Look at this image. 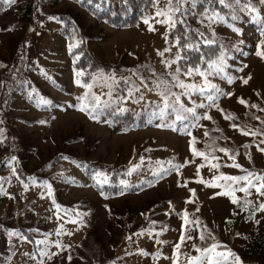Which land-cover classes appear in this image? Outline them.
<instances>
[{"label": "rangeland", "instance_id": "1", "mask_svg": "<svg viewBox=\"0 0 264 264\" xmlns=\"http://www.w3.org/2000/svg\"><path fill=\"white\" fill-rule=\"evenodd\" d=\"M251 1L260 7V13L256 15L247 7L236 6L239 11L234 13L232 24L242 21V13L248 18L246 11H251L250 15L262 23L264 32V0ZM165 7L166 0H159L146 18L148 24L142 19L136 26L124 28L97 20L70 0L41 7V12L32 20L22 19L15 5L0 15V58L10 61L19 53L24 41L28 60L27 75L12 95L7 110L6 121L13 133L8 126L0 124V264H130L137 263L136 252L144 246L157 250L158 264H173L175 250L181 236H185L183 228L192 218L209 228H206V236L215 232L221 239L228 240L231 249L223 256L216 255L217 260L227 259L230 252L243 262L264 264V210L251 214L230 196L220 193V184L228 185V182H207L205 177L211 170H203L201 175L198 161H188L192 155L189 135L161 125L116 132L79 108L78 97H85L86 101L87 96L94 93L103 95L104 102L116 97V82L129 81L131 87L129 98L117 101L121 108L143 107L162 100L154 88L155 73L166 76L177 67V47L167 39L166 17L156 15L158 9ZM55 12L73 14L91 50L101 59L115 63L122 70L121 75L105 81V76L113 75L99 72L96 80L83 83L73 68L72 42L61 32L64 24L48 18L54 17L51 14ZM230 25L222 18L213 22L207 20L206 29L210 27L212 35L221 37L239 53L231 60L232 73L214 74L208 80L221 92L232 93L222 95L218 105L244 112L246 105L239 103V98L248 101L264 97V58L256 54V45L264 36L255 24L252 28V22L241 23L242 33ZM72 39L75 42V38ZM244 45L247 50L243 53ZM166 48L171 51H164ZM162 61L173 63L167 67ZM4 67L0 61V72ZM141 75L153 76L148 82L143 79L148 87L141 83ZM227 76L234 77L231 83ZM201 79L197 76L181 80L191 83ZM177 90L183 92V89ZM181 98L187 108L199 102L186 95ZM205 112L206 109H199L202 119L195 133L200 137H204L211 123L203 118ZM211 112L224 121L219 108ZM227 133L240 143L251 140L233 130ZM146 155L163 159L174 155L178 161L169 168L165 178L138 193L104 198L93 187L80 184L83 174L79 160L83 158L129 163L134 168L136 160ZM242 162H246L244 157ZM249 162L264 169V153L255 150ZM18 166L24 168L27 181L18 175ZM127 205L131 211L124 212ZM74 209L77 214L72 212ZM149 210L151 218L145 219ZM172 210L182 212L183 217L170 216ZM120 212L128 219V227L133 220L131 232L136 229L137 233L129 234L130 229L126 228V237L125 234L118 236L122 223ZM144 220L149 222L147 228L155 231L152 237L138 234L144 231L140 226ZM86 231L96 236L86 240ZM197 233L196 229V236ZM136 234L137 240L127 244ZM30 236L33 239H29ZM110 239L119 241L115 248ZM90 242L92 246L87 245ZM224 243H220L221 248ZM146 261L150 263L149 258ZM201 264H208V259Z\"/></svg>", "mask_w": 264, "mask_h": 264}, {"label": "trees", "instance_id": "2", "mask_svg": "<svg viewBox=\"0 0 264 264\" xmlns=\"http://www.w3.org/2000/svg\"><path fill=\"white\" fill-rule=\"evenodd\" d=\"M61 1L62 0H14V2H6V0H0V15H2L12 5H15L20 10L22 19L28 17L32 20V18L37 17L39 12H41V7L51 5L55 6ZM70 1L77 3L86 11L90 12L97 20L122 28L136 26L142 19H146L149 16L150 11L157 5L156 0ZM189 1L191 2V0ZM236 6H239L240 9L241 7H247L256 15L260 13V7L257 4L252 3L251 0H225L223 4L220 3V0H196L194 7L191 6V3H186L182 6L181 13L176 14V19L177 21L182 19L184 23L177 22L175 28H168L167 31V39L175 44L177 47V54L180 56V59L177 60V67L181 69V79L199 76L196 73L192 76H184L183 72L189 68L195 67L196 65H199L201 70L207 69L208 61L215 59L222 52L225 59L224 72L227 74L233 72H230V67L232 66L231 60H233V57H236L239 53L237 52L236 54L237 50L233 47L231 49L227 42L223 41L221 37L212 35L210 33V27H208V30L206 29V17L215 13L219 17V19H216L217 21L221 18L224 19L226 22L231 24L230 26L232 29L235 28L234 30L236 31L237 29L240 33L242 32L239 26L243 27V25H241L242 22H246V24L248 22H252V28H254L255 24V27L259 29V32H263L262 23L260 24L254 17L251 16L252 14L250 15L251 11H246L247 16L249 15L248 18H246L242 13L240 18L242 21L238 22L237 25H233L232 23L235 21L234 13L239 11L236 9ZM205 9L208 10L207 13H205ZM51 15L64 24L61 32L69 39V41L72 42L70 56L73 59V68L83 83L89 84L93 81V77L101 72V70L105 73L109 72L111 75H121L122 70L118 68L115 63L101 59L93 52V50H91L88 42L84 39L85 36L81 34L80 27L78 26L73 14L68 12H55ZM200 33H203L204 39L214 40L215 43L204 44ZM72 38H75V42ZM177 38H179V43H177ZM187 43L196 44L198 50L182 47ZM25 46V42L22 41L19 53L13 55L11 60L8 62L5 59L3 60L0 58V61L5 64V67L1 71L2 76H0V115L3 119L0 124L1 126H8L11 133H13V128L10 123L6 121L7 110L10 106L12 95L18 90L20 81L27 75L28 60L24 51ZM244 46L245 49H243V53L247 50L246 45ZM228 50L229 52H227ZM201 57H204V59L201 60ZM155 75V79L157 80L164 79L171 81L170 75L161 76L158 72L155 73ZM212 76H214V74L207 76L208 82V79L212 78ZM141 77L148 82L153 76L145 77L141 75ZM201 78L202 79L198 82L191 81V83L196 84L197 87L191 91L190 97L198 99L199 102L189 108H194V115L200 117L199 109H201V107H199V105H205L203 109H206L205 113L208 112V115L211 117V119H209L211 123L207 126L204 132V137H200L195 133V128L202 117L199 120H196L194 115H191V113L185 112L183 108H180L179 106L172 105V98L169 99V104L171 106L166 109L164 108L162 100L144 104L143 107L128 106L121 108L117 106V101L119 99H127L130 96L131 87L128 80L125 84L116 82V97L104 102L103 95H98L100 96L102 106H98L94 109L89 108L86 112H92L98 117L97 120L106 123L111 130L116 132H129L131 130L141 129L147 126L161 125L175 132L189 135L191 141L190 151L192 155L190 157L191 159H188V161H198V165L200 166L199 169H201V175H203V170H211V173L205 177L207 182L208 180H213L214 176H219L221 173L227 176H243L249 172H251L254 176L264 174L263 168H258L255 164L249 162L253 157L255 150L260 151V148H264V111H261V109H264V97L246 101V110L244 112H236L218 105L219 99L222 95L216 94V107L223 109V112H220L224 121H226V124H224V121L213 115L211 111L216 107H212V101L207 100L208 95L215 93V89L211 87H204L205 78ZM210 83L212 84V82ZM162 87H164V85H162ZM168 87H171V84H169ZM172 91L180 92L177 88H172ZM196 94H198V96L193 97V95ZM91 98L92 96H87L85 103H94ZM181 102L184 103L182 98ZM252 105H256L257 107H252ZM177 114L186 118L178 120L176 119ZM226 115L230 118L226 119ZM256 117H259L260 119H256ZM233 124L238 125L239 128L232 127ZM239 129H244V132H253L256 134L247 135L248 137H251V140L240 143L235 137L229 136L227 133V130H233L235 133L246 135ZM206 132L207 135H205ZM220 148L229 149V155L235 156V162L240 164L242 167L236 168L232 166L233 161L229 159L228 155L220 152ZM193 149H195L196 152H204L210 160L212 157H216V159L211 160V163H218L219 168H212L211 164L208 161H205L203 157L195 155ZM261 152L264 153V151ZM243 157L246 159V162H242ZM177 161L178 160L174 157V155L164 159L158 156L153 158L152 155H146L145 158H138L134 168H131L129 163L117 164L83 158L79 160V165L80 168H82L83 174L80 184L83 186L93 187L104 198L138 193L145 190L150 185L157 183V181L165 178L166 173L169 172V168L172 167L173 164L177 163ZM225 167L231 170L228 171ZM17 171L21 179H24V181L28 180L27 173L24 172V168L18 166ZM121 181H124V183H121ZM213 181L217 182L218 180ZM219 181L229 183L228 185H224L222 183L220 184V193L224 194L228 192L230 186L232 195L236 197V204L240 207H246L249 213L255 214L259 204L263 203L262 201L264 200V195L257 194L254 187H248V193L250 194L240 190L245 186V181H238L235 183L232 181H225L223 179ZM259 182L260 181H254V183ZM101 193H103V195ZM227 196L232 198L231 195ZM127 211H131V208L128 205L126 206V210L124 212ZM72 212L77 214L75 209ZM119 215L122 218L121 232L118 234L119 237L124 234L126 237V228L130 229V231H128L129 234H135L138 232L136 229L133 230L134 233L131 232L133 220L129 222L131 226L128 227V219L123 217L124 214L122 212H120ZM146 215L145 219L151 218V210L146 212ZM173 215H176L178 218H182L184 214L178 210H172L170 216ZM147 223L149 222L145 220L142 222L140 226L143 227L144 231L138 234L152 237L155 234V231H151V229L147 228ZM206 228L208 227H206V225L203 226L202 221L194 218L191 219L188 225L184 226L183 235H185V239L183 241L185 242L181 241L179 243L174 255V259L177 264H189L190 258L192 257H199L198 262H200V264L204 259H208L209 256H211L214 260H217L216 255L218 253H224L226 250L231 249V247L227 245L228 240L221 239L215 234V232H213L214 235H212V233L211 236L207 235L209 237L208 238L205 234ZM196 229L198 230L197 236L195 234ZM87 231L85 233V238L87 237L86 240L96 236L95 233ZM138 234H136L132 240H127L126 243L133 244L134 241L137 240L135 238ZM201 237H203V239H201ZM28 238L33 239L31 236ZM222 241L225 242L223 244V248L220 246ZM110 243L112 247L115 248L119 241L110 239ZM87 245L92 246V242ZM211 245H216L214 251L203 253L202 250L209 248ZM85 248L87 249L86 245ZM197 249H201V251L198 252ZM138 251L140 252H136V259L138 260L137 263L130 264H158L155 253L157 250L154 251L149 249L148 246H144ZM99 252L101 255L104 254V251ZM147 258L150 259V263L146 261ZM99 260L101 259H98V261ZM218 260L220 261V264H259L256 262L249 263L235 259L234 254L229 255L225 260Z\"/></svg>", "mask_w": 264, "mask_h": 264}, {"label": "snow or ice", "instance_id": "3", "mask_svg": "<svg viewBox=\"0 0 264 264\" xmlns=\"http://www.w3.org/2000/svg\"><path fill=\"white\" fill-rule=\"evenodd\" d=\"M6 2H14V0H6ZM225 2V0H220V3L223 4ZM156 3H159V0H156ZM188 3V0H175V4L173 3V0H166V7L164 10H157L156 15L157 16H165L166 17V22L169 25V28H175L177 22L179 23H184V21L181 19L179 21H177L176 19V14L177 13H181V9L182 6L184 4ZM196 3V0H191V6L194 7ZM207 9H205V13H207ZM49 19H56V17H48ZM207 20L209 22H213L216 19H219L218 15L213 13L212 15H209L206 17ZM159 22H165V21H159ZM145 24H148V19L144 20ZM149 28L151 30V25H149ZM262 36H264V32L261 33ZM201 39L203 40L204 44H210V43H215L214 40H209V39H204L203 37V33H200ZM177 43H179V38H177ZM264 45V40H261L259 43H257L256 48H257V52L256 54L258 56H260L261 58H264V51H261V46ZM71 47V46H70ZM182 47L184 48H193V49H197V45L194 43H187L184 44ZM198 50V49H197ZM164 51H171V49H165ZM159 55H163V53H159ZM180 59L179 54H177V60ZM201 60L204 59V57L200 58ZM162 63L165 64V66L170 67L171 64L173 63L172 61H162ZM224 66H225V59H224V55L223 52L217 56L215 59L209 60L208 61V68L201 70L199 65H196L193 68H189L186 71L183 72L184 76H192L194 73L198 74L199 76L205 78L204 79V87H211L215 89V93L208 95L207 100L212 101L211 106L212 107H216V103H215V98H216V94L219 95H227V96H231L232 93L231 92H221L218 88H216L215 85H212L210 82L207 81V76L211 75V74H220V73H224ZM101 74L103 75V72L101 70ZM180 74H181V69L179 67H177L175 69L174 72H170L168 75L171 76V81L168 80H164V79H160V80H154L153 84H154V88L157 91L158 95L162 97V101L164 103V108H168L171 105L169 104V99L172 98V105H176L179 106L180 108H183V110L187 113H193V115L195 114V109L194 108H187L183 105V103L181 102V96L184 95H189L191 94V91L194 90L197 86L194 83H187L183 80H181L180 78ZM114 74L111 77H104V80H114ZM97 78L94 76L93 80H96ZM228 79V83H231L232 80L234 79V77L232 76H227ZM78 84L80 83L79 80L76 81ZM244 83H247L246 80L243 81ZM141 83L143 84L144 87H148L147 84H144L143 82V78H141ZM171 84V87H168V85ZM161 85H164V87H161ZM85 87L91 88V85H86ZM110 87V85H109ZM172 88H180L183 89V92H174L172 91ZM109 95H111V91H109ZM143 97H141L142 99ZM92 101H94V103H85V97H78V100H80V104H79V108L81 111H87L89 108H96L98 106H102L101 105V101H100V96L95 95L94 93L92 94ZM239 103L241 104H247V102L245 100H243L242 98H239L238 100ZM199 107L203 108L205 107L204 104L199 105ZM252 107H257L256 105H252ZM221 112H223V109H219ZM163 111V110H162ZM261 111H264V109H261ZM90 118L92 119H98V117L96 115H94L92 112H88L87 113ZM186 117L177 114L176 119L181 120V119H185ZM194 118L196 120H199L201 117L199 116H195ZM203 118L204 119H211V117L207 114L204 113L203 114ZM226 119H229V116H225ZM256 119H260L259 117H256ZM43 123V121H42ZM232 127L235 128H239L238 125L233 124ZM241 132H244V129H239ZM244 134L246 135H255L256 133L253 132H244ZM205 135H207V132L205 133ZM194 154L201 156L204 158L205 161H208L211 164L212 168H219V164L218 163H211V160L216 159V157H212L211 160L209 159V157L204 153V152H196L195 149H193ZM220 152L225 153V155L229 156V159H231L233 161L232 166L236 167V168H241L242 166L238 163L235 162V156H231L229 155V149L227 148H220L219 149ZM260 151H264V148H260ZM13 159H15V157H13ZM198 168L200 167L199 165L197 166ZM251 177V178H250ZM225 180V181H232L233 183L238 182V181H245L246 184L243 188H241L240 190L248 193V187L252 186L255 188L256 193L260 194V195H264V174L261 175H253L251 172L247 173L246 175L243 176H227L224 175L223 173H221L219 176H214L213 180ZM254 181H260L259 183H254ZM121 183H124V181H121ZM103 195V193H101ZM225 195H231L232 196V200L235 203L236 202V197L234 195H232V190L231 187L229 186V191L224 193ZM250 194V193H248ZM264 210V203H260L257 211H262ZM258 222V221H257ZM191 238V237H189ZM184 237L181 236V241H183ZM201 239H203V237H201ZM37 243H43L42 241H37ZM216 245H211L209 248H205L203 249V253H209L211 251H214ZM197 251H201V249H197ZM229 255H232V253H228ZM217 255L219 256H223V253H218ZM69 259H71V257H69ZM199 257H192L190 258L189 264H194V262L198 261ZM173 264H177L176 260H173ZM208 264H220L219 260H214L211 256L208 257Z\"/></svg>", "mask_w": 264, "mask_h": 264}]
</instances>
